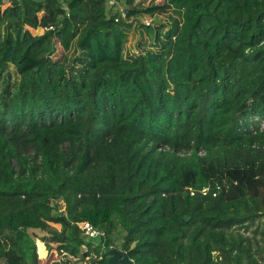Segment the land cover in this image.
<instances>
[{
	"label": "trees",
	"instance_id": "trees-1",
	"mask_svg": "<svg viewBox=\"0 0 264 264\" xmlns=\"http://www.w3.org/2000/svg\"><path fill=\"white\" fill-rule=\"evenodd\" d=\"M121 1L0 0V264H264V0Z\"/></svg>",
	"mask_w": 264,
	"mask_h": 264
},
{
	"label": "rangeland",
	"instance_id": "rangeland-1",
	"mask_svg": "<svg viewBox=\"0 0 264 264\" xmlns=\"http://www.w3.org/2000/svg\"><path fill=\"white\" fill-rule=\"evenodd\" d=\"M108 8H114V10H120L122 13L125 11V4L121 0H108ZM9 8V5L6 6ZM170 17L168 14L157 15L155 17H151L149 15H142L138 16L132 20H129L133 25L132 32L130 34L129 40L126 44V48L128 53L137 54L140 52L141 47L138 45L140 42L145 44L148 49L153 48L154 45V38L153 36L148 33V28L151 27L156 31H159V25L162 24H169ZM63 48H57L56 56H59L62 52ZM53 229H61V225L56 223L52 225ZM39 234H36L38 237ZM40 236V235H39ZM38 255L43 261L41 264H52L54 261L60 262V264H77L76 258L67 254V253H59L54 250L49 251L43 244L41 240L38 239ZM54 252V257L51 256L50 253Z\"/></svg>",
	"mask_w": 264,
	"mask_h": 264
},
{
	"label": "water",
	"instance_id": "water-1",
	"mask_svg": "<svg viewBox=\"0 0 264 264\" xmlns=\"http://www.w3.org/2000/svg\"><path fill=\"white\" fill-rule=\"evenodd\" d=\"M105 256L108 257L109 264H135L132 259L118 249H110L106 252Z\"/></svg>",
	"mask_w": 264,
	"mask_h": 264
},
{
	"label": "built area",
	"instance_id": "built-area-1",
	"mask_svg": "<svg viewBox=\"0 0 264 264\" xmlns=\"http://www.w3.org/2000/svg\"><path fill=\"white\" fill-rule=\"evenodd\" d=\"M7 4L6 6L10 5V0H4ZM84 234L90 240L99 239L102 237V231L94 227L90 222H84L81 225Z\"/></svg>",
	"mask_w": 264,
	"mask_h": 264
}]
</instances>
